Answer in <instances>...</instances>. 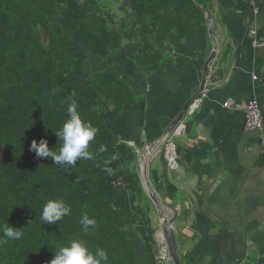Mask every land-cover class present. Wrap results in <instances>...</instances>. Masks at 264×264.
Segmentation results:
<instances>
[{
  "label": "trees",
  "instance_id": "trees-1",
  "mask_svg": "<svg viewBox=\"0 0 264 264\" xmlns=\"http://www.w3.org/2000/svg\"><path fill=\"white\" fill-rule=\"evenodd\" d=\"M187 1L0 0V228L9 223L24 232L0 243V264H50L54 247L73 239L104 248L108 264H139L136 244L154 262L152 209L129 168L139 146L125 140L130 129L122 120L138 103L141 74L161 65L173 36L190 34L194 14L172 20L170 13ZM70 98L99 131L89 146L95 159L65 169L37 158L31 143L47 139L59 150L54 131L68 119ZM57 198L72 205V214L44 224V204ZM84 212L96 218L94 232H82Z\"/></svg>",
  "mask_w": 264,
  "mask_h": 264
},
{
  "label": "crops",
  "instance_id": "crops-1",
  "mask_svg": "<svg viewBox=\"0 0 264 264\" xmlns=\"http://www.w3.org/2000/svg\"><path fill=\"white\" fill-rule=\"evenodd\" d=\"M243 1L173 4L172 20L190 12L196 21L190 34L171 38L155 71L141 74L138 103L124 111L122 123L130 129L125 140L138 144L139 154L150 139L159 146L179 110L201 94L183 129H173L179 136L167 140L177 148L175 166L168 170L159 157L162 176L157 171L149 175L150 192L166 213L176 215L181 264H264V120L261 129L247 131L244 113L222 107L229 98L241 104L255 99L264 110V46L253 47L249 35L254 30L264 40V0H256L261 11L252 17L241 9ZM215 46L217 60L209 67ZM203 75L207 86L201 92ZM143 161L138 156V166L129 168L140 170ZM137 188L140 195L145 192L141 178ZM160 208L156 230L163 217ZM136 246L139 264H156V254L153 262L144 245Z\"/></svg>",
  "mask_w": 264,
  "mask_h": 264
},
{
  "label": "clouds",
  "instance_id": "clouds-1",
  "mask_svg": "<svg viewBox=\"0 0 264 264\" xmlns=\"http://www.w3.org/2000/svg\"><path fill=\"white\" fill-rule=\"evenodd\" d=\"M243 2L247 5L250 14L253 15L254 13L251 9L249 1L244 0ZM254 2L259 6V13H260L261 11L260 4L256 0H254ZM249 35L251 36L252 38L251 40L253 42V35L251 34V32ZM256 38L257 40H260V38L258 37V33L256 34ZM260 41H264V40L261 39ZM200 96L201 94L191 102L188 108V111L190 110L191 113L195 110V107H197L202 101V98ZM222 107H223V103H222ZM259 107L262 113V119L264 120V113H263L264 110L261 109L260 105ZM67 114H68V119L63 123L62 128L58 131H54L55 134L59 137V140L62 141V144L60 145L58 151L54 150L55 147L49 146V142L47 139H40L39 142H37L34 139L31 143V150L35 152L37 158H51L55 165H58L65 169L75 167L78 160L95 159L96 154L89 150V146L90 143L95 140L99 131V129L95 127L90 121H87L82 117L81 113L78 111V103L76 102V100L70 98L67 105ZM263 120H262L261 128L263 127ZM183 125H184L183 122H181L178 123L176 127L181 126L183 129ZM245 126H246V116H245ZM182 129L178 128L179 131L178 133H182ZM247 131H251V130L247 129ZM253 131L256 130H252L251 132ZM178 136L179 135H174L173 132H171L168 135V138L170 137L172 139V137H178ZM167 140H162V137H160L161 144L156 147L155 144L153 145V142L156 141H151L150 139V141L144 142L146 143L147 148L146 146L145 147L143 146L142 148H144V150L146 151V153L145 152L144 153L146 154L147 157L143 162H145L149 157H152L151 153L149 152V150L151 149L155 153L154 157L158 155L160 158L163 157L165 167L168 170L172 169V167L175 166L176 162L178 161L179 157L175 144L172 141L171 143L167 142ZM98 151L104 152L106 151V148L102 145ZM154 157H152V160ZM116 158L117 157L113 155L111 160H114ZM111 160H106L105 165L110 164ZM164 165H162V168ZM104 171L108 172L109 174H112L113 169L110 167H105ZM148 171L150 172V166ZM149 172H147L148 178L150 174ZM151 185L148 182L144 184L145 192L149 196V198L150 195L153 196V193L150 192L151 188H149L152 187ZM152 190H154L153 187ZM163 208L164 207H161V209L164 211ZM171 211L172 212L169 213H166V211H164L168 221H171L175 217L174 211L173 210ZM71 214H72V205L70 203H66V201L62 198L49 199L44 204L43 210L40 213V220L44 224L55 225L58 224V222L61 221L64 217L70 216ZM159 223H160L159 230H155V232L156 234L161 233L162 235L161 237L165 242L166 248L168 250V254L171 257V262L172 264H174L173 258L169 253V249L167 247L165 237L160 231L163 225V217H160ZM79 224L82 226L81 230L85 234L89 233L90 231L94 232L97 228L96 218L95 217L90 218L86 212L82 213L81 218L79 220ZM168 228H174V224L171 225L169 223ZM0 232H2L3 234L2 236H0V243H3L5 239L21 240L24 236V232L22 230L13 227L9 223L3 225V227L0 228ZM54 250H55V255L54 258L50 261V264H108L109 262L108 252L104 248L98 247L95 250H92L89 247V245L86 243V241L83 239H73L67 245L55 246Z\"/></svg>",
  "mask_w": 264,
  "mask_h": 264
},
{
  "label": "built area",
  "instance_id": "built-area-1",
  "mask_svg": "<svg viewBox=\"0 0 264 264\" xmlns=\"http://www.w3.org/2000/svg\"><path fill=\"white\" fill-rule=\"evenodd\" d=\"M251 6L253 13L256 15L259 13V6L254 2V0H248ZM251 34L253 35V47H258V44L264 46V41H259L256 38L257 32L252 30ZM256 78V76H254ZM223 107L227 110L244 112L246 116V128L248 130H257L262 126V113L260 107L255 99L248 100L245 105H242L237 100L229 98L223 102ZM161 233L156 234L157 242V254H156V264H172L171 257L168 254L165 242L161 237Z\"/></svg>",
  "mask_w": 264,
  "mask_h": 264
},
{
  "label": "water",
  "instance_id": "water-1",
  "mask_svg": "<svg viewBox=\"0 0 264 264\" xmlns=\"http://www.w3.org/2000/svg\"><path fill=\"white\" fill-rule=\"evenodd\" d=\"M216 52H217V50H216V46L215 47H213V51L211 52V55L209 56V58H208V63H206V64H208V66L210 67V65L213 63V62H216V60H217V58H216ZM221 63H222V61H220V63H219V65H221ZM206 78H205V76L203 75V79H202V82H201V90H202V87H205V86H207V84H206V80H205ZM201 92H203V90L201 91ZM195 98H192V99H190L187 103H186V105H184L180 110H179V112L176 114V116L174 117V120L171 122V124H170V126H168L166 129H165V131L163 132V134H162V140H167V138H168V135L173 131V129L178 125V123H181V122H183L184 121V119H185V117H186V115H187V111H188V108H189V106H190V104H191V102L194 100ZM152 157H154V155H152ZM152 157H149L145 162H144V164H143V167L141 168V171H143V175L145 176V177H147V179H146V182H148L149 183V178H148V173H147V171H145L146 169H149V164H150V162H151V160H152ZM144 173H146V175L144 174ZM155 194V193H154ZM150 198H151V200H152V202L154 203V204H156V206L157 207H159V206H161V207H164V205H163V202H161L159 199H157L155 196H152V195H150ZM159 205V206H158ZM160 210H162L161 208H160ZM159 211V210H158ZM175 217H176V215H175ZM175 217L171 220V221H168V219H167V217H166V215H165V213H164V211H163V225H162V227H161V232H162V234L164 235V237H165V240H166V244H167V247H168V249H169V253H170V255L172 256V258H173V261H174V264H181V260H180V257L178 256V254H177V243H176V238H175V230H174V228H168V225H169V223L171 224V225H173L174 224V219H175Z\"/></svg>",
  "mask_w": 264,
  "mask_h": 264
},
{
  "label": "rangeland",
  "instance_id": "rangeland-1",
  "mask_svg": "<svg viewBox=\"0 0 264 264\" xmlns=\"http://www.w3.org/2000/svg\"><path fill=\"white\" fill-rule=\"evenodd\" d=\"M115 8V9H114ZM114 8H112L113 10H117L118 8H116V7H114ZM117 13H121L122 14V11L120 10V11H117ZM146 146V148H147V145H145ZM139 151H141V152H139V157H141V159H142V161H143V159L145 158L144 156H143V154H144V148H140L139 149ZM149 152L151 153V155H154L155 153L150 149L149 150ZM137 155H138V152H137ZM137 163V162H136ZM143 164H144V162L141 164L142 166L141 167H143ZM136 166H138V163H137V165L136 164H134V163H132V165H131V167L134 169V168H136ZM149 166H150V171L152 172V173H154L155 171H157V173H159L160 174V176H162V173H163V169H162V167H161V163H160V160H159V156H156V157H154L153 158V160L151 161V163L149 164ZM134 171V170H133ZM135 172L137 173V177L138 178H141V180L144 182V184H145V180H146V178L144 177V178H142L143 177V172L141 173V171L140 170H135ZM141 174H142V177H141ZM142 190V189H141ZM143 191V190H142ZM143 193H144V196H146L145 198H144V200L147 202V204H149L150 206H151V211H150V226H151V230H153V231H155L156 230V227L158 226V218H157V213H156V209L154 210V208H153V203L151 202V200H150V198H149V196L146 194V192H144L143 191ZM154 235H156V232L154 233ZM155 238H156V236H155Z\"/></svg>",
  "mask_w": 264,
  "mask_h": 264
}]
</instances>
